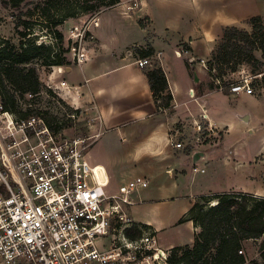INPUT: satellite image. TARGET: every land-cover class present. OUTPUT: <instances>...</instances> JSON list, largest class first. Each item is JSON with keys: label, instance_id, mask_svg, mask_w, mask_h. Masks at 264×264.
Here are the masks:
<instances>
[{"label": "crops", "instance_id": "crops-1", "mask_svg": "<svg viewBox=\"0 0 264 264\" xmlns=\"http://www.w3.org/2000/svg\"><path fill=\"white\" fill-rule=\"evenodd\" d=\"M256 16L264 19V0H119L90 25L94 46L86 59L79 65L50 68L43 81L67 106L90 119L97 136L86 158L108 194L123 195L127 184L138 177L148 182L145 189L128 195L124 213L132 223L152 228L156 246L165 253L193 245L197 229L182 220L202 197L228 192L264 197V175L244 177L249 182L260 181L261 187L251 190L212 186L216 170L210 164L215 153L228 151L225 139L230 128L212 118L210 99L219 94L235 100L238 95L223 88L209 89L205 80V63L223 30L235 27L249 32L248 21ZM147 46L153 49L151 65L138 68L135 61L140 56L135 51ZM155 67L167 80L172 98L167 109L157 108L146 77ZM247 96L260 99L264 92ZM201 105L209 122L224 131L217 147L194 144L192 122ZM238 117L248 121L246 115ZM172 137L185 140L186 151L173 149ZM191 152L203 153L205 164L197 165L203 173L193 172ZM262 156L250 163L258 164L262 160L256 158ZM223 167L229 175H243L235 166ZM114 170L130 172L127 184L116 180L119 173Z\"/></svg>", "mask_w": 264, "mask_h": 264}, {"label": "built area", "instance_id": "built-area-1", "mask_svg": "<svg viewBox=\"0 0 264 264\" xmlns=\"http://www.w3.org/2000/svg\"><path fill=\"white\" fill-rule=\"evenodd\" d=\"M87 32L82 37L93 39ZM85 59L86 54L79 53L76 64ZM135 64L151 65L150 57L138 58ZM228 90L255 94L249 77ZM67 118L74 120L76 115ZM192 127L195 145L215 146L221 140L222 129L209 122L202 105ZM64 130L55 133L39 117L17 120L0 102V264H136L140 253L149 259L147 253L156 246L154 231L139 228L141 236L134 241L124 235L132 225L124 213L128 195L145 189L148 182L138 177L123 195L107 194L86 158L92 137H66ZM169 142L178 151L188 147L174 137ZM198 164L192 165L193 172L203 173ZM114 221L120 229L117 246L105 248L99 242L109 235ZM161 257L166 264L165 255Z\"/></svg>", "mask_w": 264, "mask_h": 264}, {"label": "trees", "instance_id": "trees-1", "mask_svg": "<svg viewBox=\"0 0 264 264\" xmlns=\"http://www.w3.org/2000/svg\"><path fill=\"white\" fill-rule=\"evenodd\" d=\"M105 1V6L109 8L119 2V0ZM95 10L97 9L89 7L84 11ZM61 20L63 17L53 21V38L58 43L63 41V35L56 29L61 24ZM248 23L251 32L235 27L223 30L222 37L207 62V73L216 82L221 81L222 76L225 75L223 66L230 65L228 70L234 73L241 62L256 61L253 55L255 50L261 51L264 55L262 18L252 17ZM29 35L30 33H21L17 46L7 40H0L2 109L14 115L17 120L39 117L50 130L58 133L70 127L69 124L74 120L67 117L61 119L42 116L40 112L32 111L31 106L24 104L23 101L26 96L35 98L42 93L43 89H46L38 78L36 70L30 67L31 64L40 63L44 67L52 68L68 66L70 63L64 55L66 51L55 49L52 45L37 44L34 39L27 38ZM241 44H245L246 47ZM135 52L140 58H149L153 55V49L150 46H147L145 50L137 49ZM146 77L157 108L167 109L172 98L167 92L164 72L155 67L146 72ZM208 87L212 90L220 88L211 84ZM73 113L78 115L76 110ZM183 221L192 222L197 229L193 245L169 250L166 264H258L256 260H248L239 254V251H242L243 241L258 239H263L259 254L260 258H264V197L242 192L202 197L192 205ZM139 228L153 231L147 225L132 223L130 228L124 230L125 237L130 241L139 239L141 236ZM151 254V252L147 253V255Z\"/></svg>", "mask_w": 264, "mask_h": 264}, {"label": "rangeland", "instance_id": "rangeland-1", "mask_svg": "<svg viewBox=\"0 0 264 264\" xmlns=\"http://www.w3.org/2000/svg\"><path fill=\"white\" fill-rule=\"evenodd\" d=\"M105 5V0H0V40H7L17 46L20 34L30 33L27 38L34 39L37 44L52 45L55 49L59 48L60 51H66L64 55L69 63L76 64L77 55L79 53L87 55L89 49L94 46V40L82 37V34L90 29V25L96 16L109 8ZM89 7L97 10L85 12L84 10L89 9ZM61 17H63V20L56 29L63 35V41L58 43L53 38V21ZM262 23H264V19H262ZM87 35L92 34L87 32ZM241 45L246 47L245 44ZM253 55L256 61L241 62L234 73L229 72L228 67L230 65L223 66L225 75L222 76L219 83L207 73L205 80L208 86L211 84L214 87L223 88V91H228L231 84L249 77L255 91L254 95H262L264 92V55L258 50H255ZM205 65L207 72V63ZM30 67L36 70L38 78L42 81L41 83L47 80L50 68L44 67L40 63H33ZM27 99L26 96L23 103L30 105L32 111L40 112L45 117L66 119L67 115L74 111L47 87L35 98ZM209 111L213 119L218 118L230 128L229 135L225 139V148L228 151L226 153H215V158L210 164L212 165V171L213 169L216 170L212 186L226 188L231 185L241 190L261 187L260 181L249 182L244 177L250 175L260 178L264 175V96L255 99L248 97L247 94H240L237 99L233 100L214 94L210 99ZM240 115L248 116V121L246 123L241 121L238 117ZM91 124L88 117L78 114L76 119L69 124L70 127L63 131V135L66 137H92L90 140L92 142L96 135ZM221 135L220 142L223 139L224 131L221 132ZM220 142L215 146L212 145V148L217 147ZM260 153H263V159L259 157L256 158V161H262L256 165L251 164L250 162ZM204 164L205 162H199V167ZM224 165L235 166L234 170L240 169L243 171V175L240 176L238 173L229 175L228 172L223 171ZM113 172L119 173L116 180L120 184L123 182L127 184L130 172L121 173L120 170H114ZM262 180L264 182V176ZM119 231V223L114 221L109 235L106 239H102L99 244H104L105 248L117 246ZM262 242L263 239L243 241L241 243V254L248 260L254 259L258 264H264V258H260L259 254ZM157 249L160 250L155 246L149 251L152 253L149 259L143 258L142 253L137 254L138 257L134 263L164 264L161 256L155 258L158 254ZM162 252L167 257L168 253ZM132 255H135L134 252H132ZM126 263L131 264L129 261H125Z\"/></svg>", "mask_w": 264, "mask_h": 264}, {"label": "water", "instance_id": "water-1", "mask_svg": "<svg viewBox=\"0 0 264 264\" xmlns=\"http://www.w3.org/2000/svg\"><path fill=\"white\" fill-rule=\"evenodd\" d=\"M194 81H195V82H198V78H197V76H194ZM202 158H203V153H199V152L195 153V154L192 156V158H191V163H192V165H195L196 163L201 162V161H202Z\"/></svg>", "mask_w": 264, "mask_h": 264}, {"label": "bare ground", "instance_id": "bare-ground-1", "mask_svg": "<svg viewBox=\"0 0 264 264\" xmlns=\"http://www.w3.org/2000/svg\"><path fill=\"white\" fill-rule=\"evenodd\" d=\"M162 255H164V253L159 251L158 254L155 256V258H158L159 256H162Z\"/></svg>", "mask_w": 264, "mask_h": 264}]
</instances>
